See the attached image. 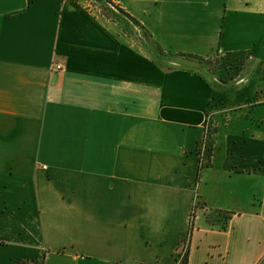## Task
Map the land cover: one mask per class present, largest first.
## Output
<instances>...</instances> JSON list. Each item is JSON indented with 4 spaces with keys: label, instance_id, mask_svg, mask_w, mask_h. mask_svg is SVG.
I'll return each instance as SVG.
<instances>
[{
    "label": "crops",
    "instance_id": "0c3cea01",
    "mask_svg": "<svg viewBox=\"0 0 264 264\" xmlns=\"http://www.w3.org/2000/svg\"><path fill=\"white\" fill-rule=\"evenodd\" d=\"M110 1L0 0V264H264V0Z\"/></svg>",
    "mask_w": 264,
    "mask_h": 264
},
{
    "label": "rangeland",
    "instance_id": "374dc122",
    "mask_svg": "<svg viewBox=\"0 0 264 264\" xmlns=\"http://www.w3.org/2000/svg\"><path fill=\"white\" fill-rule=\"evenodd\" d=\"M83 5L86 9H91L97 13H101L102 15L111 18L113 20H119L120 17L124 18L120 11H116L113 5L106 3L104 0H82ZM115 9V10H114ZM126 20V19H125ZM124 31L131 32L133 34H137V31L129 29H124ZM142 36V35H141ZM148 41L146 36V42ZM242 62V55H219L209 58L208 60H203V64L198 67L200 73H202L206 77H215L222 81H227L228 79H232L239 71L238 68L240 63ZM214 75V76H213ZM231 77V78H230ZM206 146L210 144V137L207 136L205 140ZM216 218L215 215H212V220ZM222 219V218H218ZM180 262L182 260L180 258Z\"/></svg>",
    "mask_w": 264,
    "mask_h": 264
},
{
    "label": "trees",
    "instance_id": "16d2710c",
    "mask_svg": "<svg viewBox=\"0 0 264 264\" xmlns=\"http://www.w3.org/2000/svg\"><path fill=\"white\" fill-rule=\"evenodd\" d=\"M106 3H109L111 5L114 6V4L110 1V0H104ZM120 11V10H119ZM120 13H122L120 11ZM125 15V13H122ZM231 54H226L225 56H228ZM242 65V62L240 63L239 67ZM239 69V68H238ZM231 78V77H230ZM210 154H211V146L210 144H208V146H206V160L208 159V161H199L200 163V168H203L205 166H207L209 163V158H210ZM212 215H215L216 218L214 220H212ZM218 218H222V219H218ZM230 219V214L223 212V211H213L211 212L209 215H207V220L208 222H213L216 221L218 223H222L221 228L225 229L226 228V224L227 221ZM17 264H43L42 261H19ZM180 264H187V251L185 252L183 258H182V263Z\"/></svg>",
    "mask_w": 264,
    "mask_h": 264
},
{
    "label": "built area",
    "instance_id": "2783aa9c",
    "mask_svg": "<svg viewBox=\"0 0 264 264\" xmlns=\"http://www.w3.org/2000/svg\"><path fill=\"white\" fill-rule=\"evenodd\" d=\"M196 154L199 158V161H206V143H205V140L202 141V143H200V145L197 147L196 149ZM186 252V248H185V245L182 247L181 249V252L179 253V256H178V264H180V258L182 260L184 254Z\"/></svg>",
    "mask_w": 264,
    "mask_h": 264
}]
</instances>
